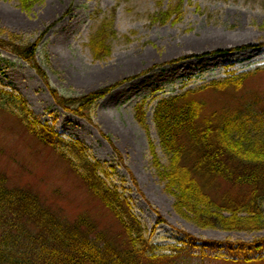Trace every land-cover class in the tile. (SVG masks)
I'll list each match as a JSON object with an SVG mask.
<instances>
[{"label": "rangeland", "instance_id": "rangeland-1", "mask_svg": "<svg viewBox=\"0 0 264 264\" xmlns=\"http://www.w3.org/2000/svg\"><path fill=\"white\" fill-rule=\"evenodd\" d=\"M178 1H182L179 16L152 21V16ZM105 21L112 25L115 36L109 41V55L99 60L93 57L89 39ZM7 34L29 42L41 35L37 59L61 95L78 97L110 88L91 106L87 120L65 111L27 62L0 48V86L22 94L37 117L64 137L78 138L92 157L115 167L112 183L131 199L159 253L179 245L186 233L213 240L264 237V228L200 227L177 213L174 198L166 192L150 155L153 144L159 163L167 165L152 120L158 100L242 73L249 77L239 91L198 92L196 96L205 101L207 111L236 105L238 98L264 96V0H43L28 11L20 8L18 0H0V37L7 39ZM193 35L221 41V47L241 36H247L249 42L227 52L162 61L165 52L182 47ZM147 55L153 57L151 62ZM0 170L10 185L32 188L45 203L54 210L60 208L69 218L85 210L100 225L119 229L112 214L91 196L68 164L2 111ZM249 264H264V260Z\"/></svg>", "mask_w": 264, "mask_h": 264}, {"label": "trees", "instance_id": "trees-1", "mask_svg": "<svg viewBox=\"0 0 264 264\" xmlns=\"http://www.w3.org/2000/svg\"><path fill=\"white\" fill-rule=\"evenodd\" d=\"M18 1L25 11L43 2ZM181 6L182 1L170 5L165 12L152 16V21L179 16ZM114 36L112 25L106 21L90 36L95 59L109 55V41ZM41 38L29 42L7 34V39L0 37V48L27 62L65 111L90 120L91 106L110 88L78 97L61 95L37 59ZM248 77L247 73L228 74L199 90L186 89L162 98L154 107L152 120L168 162L161 166L150 144L152 164L166 192L173 196L177 213L200 227L264 228V96L238 98L236 105L211 111L196 96L206 89L213 93L239 91ZM140 108L137 112L142 122ZM0 111L15 118L41 146L57 153L119 227L102 226L85 210L69 218L60 208L54 210L45 203L32 188L10 185L0 170V264H249L264 260V237L254 241L213 240L186 233L179 245L159 253L131 199L112 183L116 172L113 165L95 159L81 140L64 137L37 117L26 98L14 89L0 86Z\"/></svg>", "mask_w": 264, "mask_h": 264}, {"label": "bare ground", "instance_id": "bare-ground-1", "mask_svg": "<svg viewBox=\"0 0 264 264\" xmlns=\"http://www.w3.org/2000/svg\"><path fill=\"white\" fill-rule=\"evenodd\" d=\"M186 44L182 47H178L176 49H170L162 55V61H177L184 57L198 58L200 56L210 54L213 52H227L230 51L233 47H241L245 43L249 42V38L239 37L232 40H229V45H223V47L219 46L221 41L217 40H209L205 38H197L195 35L187 37L184 42ZM148 54V53H147ZM146 59L151 62L153 57L151 55H147Z\"/></svg>", "mask_w": 264, "mask_h": 264}]
</instances>
